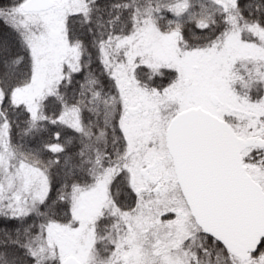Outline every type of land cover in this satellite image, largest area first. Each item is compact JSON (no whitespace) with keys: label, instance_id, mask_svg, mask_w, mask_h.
<instances>
[{"label":"snow or ice","instance_id":"1","mask_svg":"<svg viewBox=\"0 0 264 264\" xmlns=\"http://www.w3.org/2000/svg\"><path fill=\"white\" fill-rule=\"evenodd\" d=\"M0 264H264V0H0Z\"/></svg>","mask_w":264,"mask_h":264}]
</instances>
